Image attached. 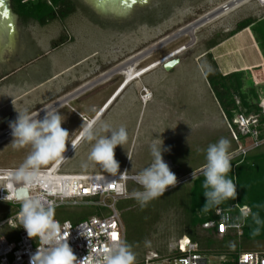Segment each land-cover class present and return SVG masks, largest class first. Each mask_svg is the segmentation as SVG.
Masks as SVG:
<instances>
[{"label":"rangeland","instance_id":"374dc122","mask_svg":"<svg viewBox=\"0 0 264 264\" xmlns=\"http://www.w3.org/2000/svg\"><path fill=\"white\" fill-rule=\"evenodd\" d=\"M72 1L76 6L73 14L43 27L33 21L22 24L11 8L16 16L12 17L13 29L8 45L0 50V75L8 74L0 79V131L15 121L17 112L34 115L48 109L129 60L146 55L153 46L234 0H151L116 18L96 14L82 0ZM263 16L264 4L248 0L222 16L211 18L198 27L192 37H171L168 43L139 59L133 69L143 70V75L130 82L98 119L113 128L126 127L128 142L114 150L120 173L127 170L128 175L137 176L148 167L153 162L151 146L154 142L159 144L160 139L163 147L169 149L163 153L164 161L178 183L188 184L202 172L209 144L226 138L231 145L229 152L236 148L205 79L211 67L207 53L213 48L208 43L229 38L227 34L242 20H259ZM255 30L230 36L232 38L212 52V58L219 70L242 72L246 85L253 84L256 92L264 93V23ZM61 36L66 42L52 48L53 41ZM182 48L186 49L173 58L179 63L172 70L167 72L162 65L146 70ZM125 80L124 75L115 74L56 109L64 119L62 128L69 133L66 149L79 138L82 125L95 120L103 106L117 95ZM144 89L150 94L147 100L143 98ZM11 143L12 137L0 143L1 168H19L31 151L30 146L16 149ZM91 147L92 143L81 140L63 162L61 170L107 173L88 160ZM84 164L88 166L85 168ZM84 207L92 206L82 205L68 211L79 213ZM10 213H15V208L0 202V222ZM182 221L176 209L163 211L147 239L150 246L139 249L136 263L151 253L164 258L175 252L178 241L185 237ZM8 231L7 226L0 227V237H6ZM200 234L205 233L201 230ZM231 245L238 247L237 250L243 249L239 236ZM248 251L264 253V241L250 244ZM226 260L229 259L225 255L217 256L210 259V264Z\"/></svg>","mask_w":264,"mask_h":264},{"label":"clouds","instance_id":"9594fccd","mask_svg":"<svg viewBox=\"0 0 264 264\" xmlns=\"http://www.w3.org/2000/svg\"><path fill=\"white\" fill-rule=\"evenodd\" d=\"M209 71H211L210 66ZM114 98L115 96L112 99ZM44 113L43 118L39 119L38 113L32 115L27 111L17 112L15 121L9 123L12 135L11 146L16 149L30 146L31 151L20 167L9 173L8 188L15 191V184L27 189H31L34 185L42 186L41 191L21 201L20 211L17 214L19 220L17 226H22L27 237L37 242L36 251L30 256L29 264H136L137 254L133 251V246L119 240L115 233L112 234V243L105 246L102 251H90L92 243L88 239V255L77 259L68 243L69 232H62L59 222L54 218L56 204L47 195L51 192V188L40 179L43 167L52 162L60 163L65 159L69 133L67 129L62 128L64 119L58 110L47 109ZM81 128L80 138L92 143L88 160L113 176L118 173L120 177L126 176L127 170L119 172L120 165L115 159L114 151L117 146L121 147L128 142L126 127L121 125L119 128H113L107 122L93 120L86 126L82 125ZM230 146L228 139L221 138L207 147L206 163L202 169L205 201L202 211L204 212L237 198V186L229 178V173L232 171ZM71 147L74 150L77 144L73 142ZM165 151L169 149L163 147L162 140L159 139V144L156 142L152 144L153 162L136 177L142 190H135L129 194L126 187L120 188L126 195L137 200L142 207L162 197L169 188H174L178 183L176 175L163 159ZM87 166V164L83 165L85 168ZM4 199H12V197L5 196ZM248 213L252 214L251 209H248ZM252 219L257 225L262 223L258 214H252ZM258 232L259 229H256L253 234ZM145 244L150 246V241H145Z\"/></svg>","mask_w":264,"mask_h":264},{"label":"trees","instance_id":"16d2710c","mask_svg":"<svg viewBox=\"0 0 264 264\" xmlns=\"http://www.w3.org/2000/svg\"><path fill=\"white\" fill-rule=\"evenodd\" d=\"M10 5L22 24L33 21L41 27L53 21H63L76 10L72 0H11ZM262 23H264V18L242 20L226 37L233 36L246 28L255 32L256 27ZM64 42H66L64 36H61L53 41L52 48H56ZM218 43L211 41L208 44L210 47H214ZM262 44V48H264V41ZM207 57L211 62L212 69L205 74L206 82L228 126L235 129L233 120L238 112H243L246 115L259 114L261 102L258 100V93L253 84L246 85L242 72L222 74L217 69L211 53H207ZM231 164L232 171L229 173V178L237 186V198L225 201L208 212L202 211L205 203L202 172L189 180L188 184L178 183L174 188H169L162 197L150 201L143 207L134 198L118 201L117 210L120 213L123 226V241L132 245L133 251L137 254L139 249L146 245L145 241L152 232L153 226L159 220L162 212L167 209L179 211L183 219L182 234L197 244L200 254L207 257L208 260L217 256H227L229 260L219 262V264H230L229 261L235 259L240 252L248 251L250 244L264 241V147L243 158L231 161ZM139 189L140 187L134 184L129 187L130 192ZM244 206L251 209L252 214H258L262 223L255 224L252 214L249 213L244 218L239 236L242 250H237L238 247L231 245V242H236L237 234L233 233L234 236H232L231 233L230 236L227 233L219 238L215 227L202 229L204 224L216 223L219 220L218 210L229 212L233 217H240L239 208ZM68 209L66 207L55 209V220L70 221L75 224L86 218L105 213L93 206L84 207L79 213L70 212ZM9 215L8 218L12 216L11 213ZM256 229H259V232L254 235ZM201 230L205 233L204 235L200 234ZM231 250L234 251L230 254ZM179 256L177 252H172L167 257ZM142 263L143 261L136 264Z\"/></svg>","mask_w":264,"mask_h":264},{"label":"built area","instance_id":"2783aa9c","mask_svg":"<svg viewBox=\"0 0 264 264\" xmlns=\"http://www.w3.org/2000/svg\"><path fill=\"white\" fill-rule=\"evenodd\" d=\"M149 97V92L144 89L143 98L147 100ZM233 123L235 129L230 127L229 129L236 148L230 153L231 161L243 158L264 147V102L259 114L246 115L238 112ZM1 134L6 135L5 139L12 137L9 127L0 131ZM61 165L56 167V162H54L49 167L41 169L40 179L51 188V192L47 195L50 200L55 201V209L90 205L105 212L100 216H92L75 224L70 221L56 220L62 232H69L68 243L77 259L88 255V239L92 243L90 251H102L105 246L111 244L113 233L123 241V226L117 210V202L131 197L122 192L120 188L121 186L126 187L127 193L130 194V183L140 186L136 179L137 176L126 174L120 177L119 173L116 176L109 173H66L61 170ZM16 169L18 168L0 167V202H5L15 208V213L11 217L0 222V227L9 228L6 237H0V264H29L30 256L37 248V242L27 237L22 226H17L19 223L17 214L20 211L21 201L41 191L42 186L34 185L31 189H27L20 184H15V191L9 189V173ZM50 175H52L51 178H49ZM5 196H10L12 199H4ZM239 213L240 217H233L229 212L218 210L219 220L216 223L204 224V228L215 227L219 237L227 233L240 236L243 220L248 215V207L239 208ZM11 233L15 234L14 239H8ZM175 252L180 256L162 258L156 253H151L142 264H210V260L198 252L197 244L187 237L178 241ZM229 263L264 264V253L240 252Z\"/></svg>","mask_w":264,"mask_h":264},{"label":"bare ground","instance_id":"6f19581e","mask_svg":"<svg viewBox=\"0 0 264 264\" xmlns=\"http://www.w3.org/2000/svg\"><path fill=\"white\" fill-rule=\"evenodd\" d=\"M248 0H234V1H231L230 3H228L227 6H229V9H225V8H219L218 10H215L214 13H212L210 16H206L202 19H200L199 21L195 22L194 24L190 25V26H187L185 27L183 30H181V32H178L176 35L174 36H171L172 38H177V37H181V36H184V35H189L190 37H192L194 35V32L195 30L200 27L202 24L206 23L208 20H210L211 18H217L219 16H222L225 12H228L230 11V9H233V8H236L238 7L239 5L247 2ZM258 2L260 3H263L264 4V0H257ZM231 6V7H230ZM8 12V11H7ZM9 15V13H8ZM9 19H10V28H12V19H11V16L9 15ZM170 38L164 40L163 42L161 43H158L157 45L153 46L151 49H149L146 53V55H150L151 53H153L156 49H158L160 46L168 43L170 41ZM186 48H182L181 50H177L175 53H172L171 55H169V57H167L166 59L160 61V62H157L155 64H152L150 67H147L146 70L147 71H151L155 68H157L158 66L160 65H163L164 63H166L167 61H170L172 60L173 58L177 57L178 55H180ZM146 55H143V56H140L138 58V56L136 58H133L132 60H129L128 62L124 63L122 66L118 67L117 69H115L114 71L109 72V73H106L104 75H102L99 79H97L96 81L92 82V83H89L83 87H81L80 89H78L77 91H74L73 94H70L68 95L67 97H65L64 99H62L61 101L59 102H56L54 105L50 106L48 109H58L59 107L65 105L66 103H68L69 101H71L72 99H74L76 96L80 95V94H83V92L93 88L94 86L110 79L113 75L115 74H121V75H124L125 76V82L124 84L122 85L121 87V91L119 90L117 95H115V98L110 100L108 105H106L105 107H103L104 111L102 110V112H100L99 115H97V117L95 118V120H98L104 113L105 111L115 102V100L121 95V93L124 91V89L130 84V82H132L133 80H136L138 79L141 75H143L144 72H142L143 70H139L138 72L135 71L133 69V67L139 62V59L141 57H145ZM128 66V67H127ZM129 67H132V68H129ZM129 68V69H128ZM44 110H47V109H42L40 110L38 113V117L39 119H42L43 116H44ZM36 114V113H35ZM34 114V115H35ZM5 136L4 134H1L0 135V143H2L4 140H5ZM7 139V138H6ZM82 139L80 138H77L75 143L78 144ZM73 151L72 147L69 146L66 153L64 154L65 156V159L62 160L60 163H56V167L58 165H61L65 160L66 158L69 156V154ZM52 175L49 176V178H51Z\"/></svg>","mask_w":264,"mask_h":264},{"label":"water","instance_id":"95a60500","mask_svg":"<svg viewBox=\"0 0 264 264\" xmlns=\"http://www.w3.org/2000/svg\"><path fill=\"white\" fill-rule=\"evenodd\" d=\"M92 11L102 17L116 18L122 17L138 9L151 0H82ZM227 2L226 5H228ZM224 5L223 8L229 9ZM231 7V6H230ZM8 11V12H7ZM16 17L10 7V0H0V50L8 45L9 35L13 29L10 28L9 15ZM209 15V14H208ZM12 39V36H11ZM179 63L178 59H172L162 65L165 71L172 70ZM68 149V148H67ZM67 151V150H66ZM66 153V152H65Z\"/></svg>","mask_w":264,"mask_h":264},{"label":"crops","instance_id":"0c3cea01","mask_svg":"<svg viewBox=\"0 0 264 264\" xmlns=\"http://www.w3.org/2000/svg\"><path fill=\"white\" fill-rule=\"evenodd\" d=\"M262 18H264V16L262 17ZM261 18V19H262ZM248 30H250L249 28H246V29H244V30H242V31H240V32H238V33H236L235 35H233L232 37H236V36H241L242 34H245ZM232 37H229V38H225V40L224 41H227L228 39H230V38H232ZM224 41H220L216 46H214L211 50H209L208 51V53H211V56H212V52L215 50V49H217V48H219L220 47V45L222 44V42H224ZM213 59V58H212ZM214 63L216 64V66H217V69L219 70V67H218V64L214 61ZM222 74H230V73H233L234 71H231V70H229V69H227V70H225V71H221V70H219ZM10 74V73H9ZM8 74H3V75H0V79L1 80H3L4 79V77H6ZM264 92V91H263ZM258 93V92H257ZM258 100L261 102V105H262V103L264 102V93H258ZM217 103V102H216ZM217 106H218V104H217ZM218 108H219V106H218ZM219 110H220V108H219ZM15 238V234L14 233H11L9 236H8V239H14Z\"/></svg>","mask_w":264,"mask_h":264}]
</instances>
